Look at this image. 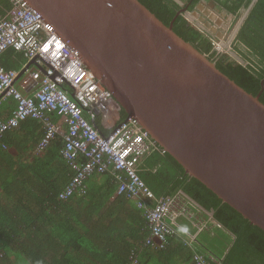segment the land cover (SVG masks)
Instances as JSON below:
<instances>
[{
	"label": "water",
	"instance_id": "water-1",
	"mask_svg": "<svg viewBox=\"0 0 264 264\" xmlns=\"http://www.w3.org/2000/svg\"><path fill=\"white\" fill-rule=\"evenodd\" d=\"M24 1L187 175L264 230V78L253 95L173 30L196 10L167 25L139 0Z\"/></svg>",
	"mask_w": 264,
	"mask_h": 264
},
{
	"label": "built area",
	"instance_id": "built-area-1",
	"mask_svg": "<svg viewBox=\"0 0 264 264\" xmlns=\"http://www.w3.org/2000/svg\"><path fill=\"white\" fill-rule=\"evenodd\" d=\"M9 3L0 17V55L8 48L20 52L27 60L21 72L35 82V90L31 95L22 93L16 87L21 72L0 62V101L11 97L16 102L7 117L0 116V148H7L3 139L7 131L27 118L37 120L42 136L35 152H43L60 136L59 154L73 170L59 198L84 192L91 175L109 173L117 195L141 210L149 230L143 247L165 249L168 237L176 233L177 218L190 217L191 212L179 196H156L139 176L145 159L160 147L135 117L122 115L112 92L24 0ZM193 259L196 264L217 263L199 253ZM129 264H138L135 251Z\"/></svg>",
	"mask_w": 264,
	"mask_h": 264
},
{
	"label": "trees",
	"instance_id": "trees-1",
	"mask_svg": "<svg viewBox=\"0 0 264 264\" xmlns=\"http://www.w3.org/2000/svg\"><path fill=\"white\" fill-rule=\"evenodd\" d=\"M139 1L167 25L176 12L187 5L186 3L181 5L176 0ZM197 1L191 0L188 9L191 10ZM216 1L228 12L237 16L240 15V9H247L252 2V0ZM2 3L7 5L6 0H0V4ZM173 30L186 41L191 42L199 51L209 52L211 43L181 14L175 18ZM234 47L241 60L228 55L226 59L222 55H215L216 67L245 90L256 95L264 78V0H256L250 8L237 32ZM259 99L264 103V89ZM122 115H126L123 110ZM28 119L32 124L37 125L35 119L26 120ZM95 123L98 125L97 120ZM62 146L63 141L59 137L53 139L44 154L42 153L40 158L35 157L34 161L50 159L55 163L64 162L59 154ZM161 149L160 147V151L150 154L139 171V176L145 184L156 196H179L184 200L183 194H185L207 212L212 211L213 224L203 228L190 244L174 234L168 237L165 249L143 247L149 230L141 210L129 199L118 195L121 204L131 208L129 211L120 210L116 214L109 211L107 215H101L100 212L94 215L90 211L91 215L83 218V222L86 223L78 221L83 211H77L72 214L76 218L72 216L69 219L71 226L65 236H60L53 242L43 240L32 242L34 251L29 249L26 256L9 257L7 255V251L10 250L9 242L0 240V264H129L130 256L134 251L137 254L138 264H143V255L151 254L152 250L155 253L147 259L153 264H176L173 251L182 254L183 264H196L193 259L195 253L204 257H214L217 260L216 264H264V230L251 224L201 181L187 175L183 167L167 152H161ZM39 179L41 185L44 178L39 177ZM108 184L113 189L116 187L111 179L108 180ZM57 188V184L46 190L39 188L37 201L39 203L57 201ZM99 196L101 200L102 197L98 195V198ZM106 196L110 195L106 194ZM98 198L88 201L93 200V206H101L98 204ZM3 220L8 223L9 218ZM194 231L196 228H193L192 232ZM8 232L3 230L1 221L0 234L6 236ZM47 248L51 251L50 255H46Z\"/></svg>",
	"mask_w": 264,
	"mask_h": 264
},
{
	"label": "crops",
	"instance_id": "crops-1",
	"mask_svg": "<svg viewBox=\"0 0 264 264\" xmlns=\"http://www.w3.org/2000/svg\"><path fill=\"white\" fill-rule=\"evenodd\" d=\"M6 2L7 5L0 4V17L5 14L10 6L9 0H6ZM0 59L5 68L19 70L20 72L23 66L27 64L24 56L12 48L5 50L0 55ZM16 87L25 95H31L35 90V82L26 73L22 74L21 72L16 80ZM15 105L16 102L11 97L1 100L0 116L7 117ZM54 119H58V117L55 116ZM41 136V124L38 122L37 125H34L28 119L17 128L5 133L3 138L7 148H0V222L2 221L3 230L9 231L6 236L0 234V240L9 242L8 248L10 250L7 251V255L11 258L26 256L27 251H34L32 242L36 240L53 242L60 236H65L71 226L69 219L72 216L76 218L72 214L77 211H83L80 214V219L77 217L78 221L86 223L83 222V218L90 216V211L94 215H98V212L101 215H107L109 211L116 214L120 210L126 212L131 209L122 205L118 200L117 184L109 173L91 175L85 182L84 192L77 191L66 199H60L59 192L69 182L73 170L63 158L64 162L59 163H55L49 158H47L49 161H34L35 157L39 156L40 158L45 151L35 152ZM58 137L61 139L60 136L56 138ZM39 177L44 178L41 185ZM109 179L116 186L114 189L108 184ZM53 184H57L58 187L57 201L39 203L37 201L39 188L46 190ZM106 194L110 196L107 197ZM98 195H101V200ZM183 196L191 216H180L173 227L176 236L187 240L186 242L190 244L203 228L213 224L212 211L207 212L191 198L185 196V194ZM96 198H98V204L101 206H93V200L88 201ZM129 201L133 202L132 200ZM4 218H9L8 223L3 220ZM6 226L8 227L6 228ZM193 228H196V231L192 232ZM49 248L45 249L46 255L51 254ZM41 249L44 250L42 247ZM173 252L175 263L183 264L182 254L177 251ZM152 253L155 252L152 250ZM151 254L143 255V264H153L152 261L147 259L151 257Z\"/></svg>",
	"mask_w": 264,
	"mask_h": 264
},
{
	"label": "flooded vegetation",
	"instance_id": "flooded-vegetation-1",
	"mask_svg": "<svg viewBox=\"0 0 264 264\" xmlns=\"http://www.w3.org/2000/svg\"><path fill=\"white\" fill-rule=\"evenodd\" d=\"M190 1L191 0H184L182 2L184 4L186 3V6H188L191 3ZM195 10L198 14L193 16L196 23L193 26L204 38H207V40L211 43L210 50L206 54L208 56L213 55V57H210L213 61L215 59V55H222L226 59V52H220L218 49L221 48V46L226 48V25L229 24L228 21H230V24H232L234 17L237 19V17H242L243 14H246L245 11L247 9H240V15L237 16L228 12L225 8L219 5L216 0H198L190 11ZM245 18L243 22L245 21ZM217 21L219 23H217ZM207 22L209 25L206 24ZM239 24L240 23H238V25ZM213 25L216 26V30L212 29L211 26ZM203 26L207 28L209 34L202 31L201 27Z\"/></svg>",
	"mask_w": 264,
	"mask_h": 264
},
{
	"label": "rangeland",
	"instance_id": "rangeland-1",
	"mask_svg": "<svg viewBox=\"0 0 264 264\" xmlns=\"http://www.w3.org/2000/svg\"><path fill=\"white\" fill-rule=\"evenodd\" d=\"M247 14H243L242 17H235L232 20V24H230V21L228 25H226V48L224 46H221V48H218L220 52H226V55L231 56L235 59H240L239 53L236 51L234 44H235V39L236 35L238 32V29L240 28L244 18L246 17ZM238 23H240L238 25ZM209 57H213V55H210Z\"/></svg>",
	"mask_w": 264,
	"mask_h": 264
},
{
	"label": "clouds",
	"instance_id": "clouds-1",
	"mask_svg": "<svg viewBox=\"0 0 264 264\" xmlns=\"http://www.w3.org/2000/svg\"><path fill=\"white\" fill-rule=\"evenodd\" d=\"M102 85V84H101ZM103 86V85H102ZM93 123H94V121H93V119L91 120ZM95 124V123H94Z\"/></svg>",
	"mask_w": 264,
	"mask_h": 264
}]
</instances>
